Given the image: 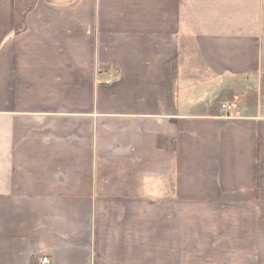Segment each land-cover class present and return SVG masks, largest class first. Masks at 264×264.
Returning a JSON list of instances; mask_svg holds the SVG:
<instances>
[{"label":"crops","instance_id":"crops-1","mask_svg":"<svg viewBox=\"0 0 264 264\" xmlns=\"http://www.w3.org/2000/svg\"><path fill=\"white\" fill-rule=\"evenodd\" d=\"M13 29L0 0V264H264V0H37Z\"/></svg>","mask_w":264,"mask_h":264},{"label":"trees","instance_id":"trees-1","mask_svg":"<svg viewBox=\"0 0 264 264\" xmlns=\"http://www.w3.org/2000/svg\"><path fill=\"white\" fill-rule=\"evenodd\" d=\"M37 0H13L14 2V29L13 34L18 35L25 29V17L35 6ZM233 91L221 92L211 106L216 111L222 102L232 100ZM161 145V143H159ZM33 264V262L31 263Z\"/></svg>","mask_w":264,"mask_h":264},{"label":"built area","instance_id":"built-area-1","mask_svg":"<svg viewBox=\"0 0 264 264\" xmlns=\"http://www.w3.org/2000/svg\"><path fill=\"white\" fill-rule=\"evenodd\" d=\"M234 107V105L230 104V103H222L220 106L221 112H223L224 114H228L231 111V108ZM42 263L47 264V259L43 258L41 260Z\"/></svg>","mask_w":264,"mask_h":264}]
</instances>
